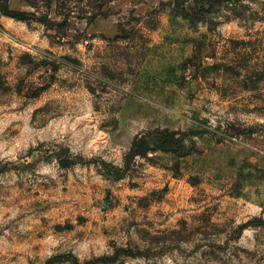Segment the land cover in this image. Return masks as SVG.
I'll list each match as a JSON object with an SVG mask.
<instances>
[{
  "label": "rangeland",
  "instance_id": "rangeland-1",
  "mask_svg": "<svg viewBox=\"0 0 264 264\" xmlns=\"http://www.w3.org/2000/svg\"><path fill=\"white\" fill-rule=\"evenodd\" d=\"M0 264H264V0H0Z\"/></svg>",
  "mask_w": 264,
  "mask_h": 264
},
{
  "label": "trees",
  "instance_id": "trees-1",
  "mask_svg": "<svg viewBox=\"0 0 264 264\" xmlns=\"http://www.w3.org/2000/svg\"><path fill=\"white\" fill-rule=\"evenodd\" d=\"M5 13L13 14L15 15V18H19L22 16V14L19 13H11L8 10H5ZM164 143H168L167 140L165 139ZM148 142L145 138H140L137 141L134 142L132 149L130 151V156L135 157V156H143L145 152L148 150Z\"/></svg>",
  "mask_w": 264,
  "mask_h": 264
}]
</instances>
